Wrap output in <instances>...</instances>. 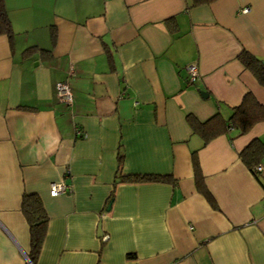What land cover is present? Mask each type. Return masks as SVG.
I'll return each instance as SVG.
<instances>
[{"label":"crops","instance_id":"obj_1","mask_svg":"<svg viewBox=\"0 0 264 264\" xmlns=\"http://www.w3.org/2000/svg\"><path fill=\"white\" fill-rule=\"evenodd\" d=\"M4 4L0 264H31L23 194L48 218L34 264H264V155L260 172L239 155L264 141V121L204 142L186 120L227 119L247 91L264 104V85L238 59L245 49L264 61V0ZM59 80L71 106L56 99ZM119 151L123 174L166 180L116 179ZM58 181L67 190L51 195Z\"/></svg>","mask_w":264,"mask_h":264},{"label":"trees","instance_id":"obj_2","mask_svg":"<svg viewBox=\"0 0 264 264\" xmlns=\"http://www.w3.org/2000/svg\"><path fill=\"white\" fill-rule=\"evenodd\" d=\"M212 0H192L193 4L206 3ZM0 34H5L9 38L12 37L11 21L9 19L4 0H0ZM241 63L252 72L257 81L264 85V61L257 58L249 51L243 49L238 54ZM187 123L192 131L199 133L203 141L206 142L222 131L234 129L236 134L248 132L257 122L264 121V104H261L254 95L247 91L238 105L231 108V114L227 119L222 118L218 113L210 118L199 121L191 114L186 115ZM241 161L256 172L254 164H256L262 155H264V141L259 138L252 139L239 153ZM123 153L118 152L117 168L115 172L116 179L120 178L125 181H163L166 176L155 174H123L122 173ZM193 166L195 172V181L198 189L204 196L212 202L211 194L203 184L197 159L193 158ZM115 179V180H116ZM21 211L28 223L29 228V252L27 257L31 264H34L38 255L44 237L47 224V215L44 211L41 199L35 194H23L21 198Z\"/></svg>","mask_w":264,"mask_h":264},{"label":"built area","instance_id":"obj_3","mask_svg":"<svg viewBox=\"0 0 264 264\" xmlns=\"http://www.w3.org/2000/svg\"><path fill=\"white\" fill-rule=\"evenodd\" d=\"M247 10H248V7H243L241 9V12H247ZM185 68L187 72L188 81L194 82L199 76L197 64L195 62H191L187 64ZM70 73H71V70H70ZM55 96L59 102L67 106L72 105V102H73L72 92L66 80H59L55 83ZM255 170L257 172H260L261 167L259 165H256ZM66 190H67V186L62 181L51 183L50 188H49V192L51 195H58L60 193L65 192Z\"/></svg>","mask_w":264,"mask_h":264},{"label":"water","instance_id":"obj_4","mask_svg":"<svg viewBox=\"0 0 264 264\" xmlns=\"http://www.w3.org/2000/svg\"><path fill=\"white\" fill-rule=\"evenodd\" d=\"M262 63H264V62H262ZM202 93V95H204L205 96V94H203V92H201ZM109 206H110V203H108V205H107V208L106 209H108L109 208ZM98 233L101 235V230H100V227L98 228Z\"/></svg>","mask_w":264,"mask_h":264}]
</instances>
